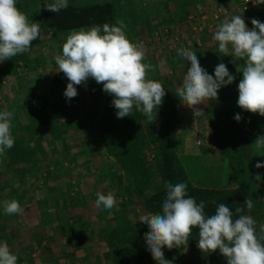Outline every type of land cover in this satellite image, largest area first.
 I'll return each instance as SVG.
<instances>
[{
    "label": "rangeland",
    "instance_id": "374dc122",
    "mask_svg": "<svg viewBox=\"0 0 264 264\" xmlns=\"http://www.w3.org/2000/svg\"><path fill=\"white\" fill-rule=\"evenodd\" d=\"M91 1L69 0L86 4ZM203 1L113 0L114 15L116 21L123 20L127 25L129 39L141 43L146 49L144 62L153 65L156 72L160 69L158 75L163 78L168 77V72H162L170 65L168 58L177 59L173 64L186 72L191 65L178 53L177 58L164 54L150 36L151 25L163 20L176 22L209 0ZM51 2L16 0V6L28 14L30 21L39 24L41 21L33 14ZM79 28L52 34L49 27H40V35L32 42L29 51L20 54L21 57L17 55V69H10V61L15 57L0 62V74L4 78L0 85V111L14 112L11 131L22 137L31 152L29 160L24 158L17 162L15 158L12 161L6 158L9 162L3 169L0 162V217L3 216L0 222L5 225L0 227V241H7L10 250L18 257L17 264H115V258L120 264H151L156 260L144 238L149 229L138 219L148 213L141 209V196L164 183L160 177L157 150L149 137L147 144L137 151V156H133V162H122L106 150L100 141L98 122L104 113V98L108 93L100 90L103 85L94 79L88 78L86 83L74 85L77 88L74 98L65 97L68 80L63 72L57 71L54 57L62 53V44L70 31ZM190 50L195 51L201 67L205 66L208 74L214 75L218 59H222L235 76L231 84L222 86L227 94L222 92L221 99L218 94V109L211 104V110L206 111L207 123L204 121L202 126L199 123L201 116L191 117L186 120L188 125L181 127L183 137L194 138L195 144L201 143L200 137L207 131L211 137L217 136L218 145L220 139L232 149L227 153L217 152L218 163L228 162L224 168L198 175L196 180V174H191L193 178L190 180L198 182L203 179L200 181H208L216 184L211 186L220 188L236 187L240 184L234 185L237 177L249 181L248 198L253 200L254 206L246 215L257 221L259 232V226L264 224V149L257 150L254 141L264 136V116L243 110L236 103L238 83L242 79V72L238 70L242 69L244 61L223 54L220 58L214 52L206 53L207 57L203 58V48ZM152 72L149 70L148 77ZM181 74L174 76L173 81L178 80L179 84L171 90L182 85L184 72ZM159 82L163 86L166 84ZM165 90L169 92L168 88ZM230 102L233 103L231 110ZM217 114L222 115L220 121H229L232 125L217 123ZM236 114H240V121L234 119ZM160 120L156 113L152 124L155 130L160 126ZM173 123L168 132L178 146L177 131L174 132L177 128H173ZM197 139L200 141L196 142ZM257 163L261 167H256ZM109 191L115 194L116 206L111 211L96 208V193L107 194ZM38 194H44V198L38 199ZM13 198L23 208V213L17 214L18 218L20 215L19 222L13 220L16 214L4 212L5 201ZM24 218L35 226L31 233L27 232L28 241L19 230V223ZM139 229H142L141 234L133 239L131 234ZM197 241L187 244L186 250L184 247L162 248L164 258L172 264H227L219 250L203 253ZM130 246L134 247L138 257H120Z\"/></svg>",
    "mask_w": 264,
    "mask_h": 264
},
{
    "label": "clouds",
    "instance_id": "9594fccd",
    "mask_svg": "<svg viewBox=\"0 0 264 264\" xmlns=\"http://www.w3.org/2000/svg\"><path fill=\"white\" fill-rule=\"evenodd\" d=\"M254 6L264 0H252ZM44 9L54 13L69 7V0H52ZM249 29L242 15L225 17L218 24L213 40L218 52L232 55L244 61L242 79L238 83L237 105L248 112L264 116V23L251 19ZM40 35L38 23L29 20L28 14L18 9L16 0H0V62L29 51L32 42ZM178 55L190 65L185 72L182 85L176 89V96L182 104L192 108L194 117L202 116L203 110L196 106L209 100H216L218 90L231 84L235 76L221 62L215 66L214 75L201 67L195 51L180 48ZM146 49L141 43L132 42L127 36V25L117 19L115 24H93L87 28L71 30L62 44V53L55 55L57 71L63 72L68 83L64 90L67 99L77 95L74 85L86 83L88 78L103 85V91L113 96L117 118L131 116L133 107L141 112L148 123L154 121L156 110L165 95V87L157 80L148 78L153 65L145 63ZM226 78V79H225ZM13 111H0V157L14 147L11 121ZM234 119L240 121V114ZM257 150L264 149V136L254 141ZM256 167H261L260 163ZM107 183V182H106ZM165 199L161 212L145 213L139 221L147 224L144 234L148 250L158 264H172L164 258L162 248L184 247L186 250L192 229L198 228L197 246L203 253L216 250L226 258L227 264H264V224L259 226L250 215L242 214L244 209L235 208L238 218L225 203L215 207V214H206V202H197L188 194L184 182L166 183ZM95 207L111 211L116 206L115 194L97 192ZM43 199L44 194H38ZM211 203H215L212 201ZM250 212L253 200L244 202ZM4 212L8 215L22 214L20 202L13 198L5 201ZM18 257L10 250L7 241L0 242V264H17Z\"/></svg>",
    "mask_w": 264,
    "mask_h": 264
},
{
    "label": "trees",
    "instance_id": "16d2710c",
    "mask_svg": "<svg viewBox=\"0 0 264 264\" xmlns=\"http://www.w3.org/2000/svg\"><path fill=\"white\" fill-rule=\"evenodd\" d=\"M33 16L35 19L41 21V23H39L40 27H49L52 34H57L58 31H63L69 28L91 26L93 24L103 25L104 23H116L113 0H93L87 4L69 2V7L58 13L47 11L42 7V9L33 14ZM183 17L184 16L180 17L176 21L181 20ZM170 22L171 21L168 20L157 21L155 26L153 24V26L151 25V28L159 27ZM180 48L181 47H175L174 50L178 53L177 50ZM18 56L21 57L20 54ZM18 56H15V58L10 61L11 71H13L16 66V59ZM219 62H223L222 59H218V63ZM204 67L205 66H203V68ZM165 71L167 72V69L164 68L162 72ZM158 74H160V69L157 72L153 71L150 73L148 78L157 81H164V83H166L164 87L169 90V92L165 90L162 103L156 110V113L161 117L158 129L155 130L152 127L153 122L148 123L147 118L141 112L137 111L135 106L133 107L131 116L117 118V110L113 106V96L111 94H107L104 98V113L98 122L101 143L106 150H110V152L117 156V159L122 162H133V156H137V151L141 150L143 146L147 144V137H149L150 142L154 144V149L157 150L160 177L164 183L153 189L151 192L147 194L144 193L141 196V209L148 213L161 212L166 193L164 185L166 183L175 184L178 182H184L188 185L189 195L195 196L197 202L200 200L206 202V214H215V207L219 203H225L229 206L230 210L234 212L233 219L238 218V215L235 214L236 207L243 208L244 212L242 214L246 215L248 209L246 208V205H244V202L248 198L249 193V185L246 182L240 183L232 188H220L195 185L188 178L186 171L183 169L175 154V142H173L168 132V127L171 126V123L175 118L174 105L180 101L176 96V89H171L175 87V84H179V82L177 79V81H173L174 76L169 73L167 75L168 77L164 76L163 78ZM102 89L103 87L100 88V90ZM18 129L21 131L20 128ZM11 132L12 135L14 134L13 137L15 138V144L14 147L6 151L4 157H0V162L3 164L2 169L5 167V164H8V162L12 161L14 158V160L19 162L24 158L29 160L28 156L31 155V152H29L30 149L23 143L21 139L22 137L19 134L16 135L15 131ZM6 158L9 161L6 162ZM31 163H33V160ZM8 170H11L10 167H8ZM21 182H24V179H21ZM212 201H215V203H211ZM1 225L3 226L4 224L0 222V227ZM198 231V228L192 229V235L189 237L188 244L194 243L199 238ZM141 232L142 229H139L137 233L131 234L133 239L139 236ZM133 248V246H130V248L121 254L120 257L134 255L137 258L138 254ZM114 261L115 264H120L118 259L115 258ZM151 264H158V261H154Z\"/></svg>",
    "mask_w": 264,
    "mask_h": 264
},
{
    "label": "crops",
    "instance_id": "0c3cea01",
    "mask_svg": "<svg viewBox=\"0 0 264 264\" xmlns=\"http://www.w3.org/2000/svg\"><path fill=\"white\" fill-rule=\"evenodd\" d=\"M203 2H207V1L204 0ZM237 2H238V0H234V1L233 0H209L206 4L204 3L203 5L196 7V11L203 9L204 11L207 12V11L211 10L213 4L225 3V4L229 5V12L226 15L222 16L217 23H213L212 27L204 29L200 33L198 44H192V45H187V46H180V45L174 46L173 45L174 47L171 46V48H167L166 45H164V43L157 42L151 36V34H152L151 32H150V36H151V38H153V41H155L159 45L160 49H163L162 52L164 54L169 53L170 56L173 55L174 58H177L175 56H178L176 54L177 52L174 50L175 47L176 48L177 47H181V48H189L190 47L193 49L194 48H203V50H204L203 58L207 57L206 53H208V52H214V54L217 53V57L221 58L222 54L218 52V44H217V42H215L213 40V35H214V32L216 30L217 25L222 23V21L225 19V17L230 18L231 16H234V15H242V18L245 20V23L249 29H251L253 27L251 24V19H253V18L258 19L260 22L264 23V4L254 8L253 10H251V11L247 12L245 15H243V14H240L239 12L234 11V9H233L234 5ZM198 4H201V1H198ZM228 56H231L230 59H233V57H234L232 55H228ZM234 58H236V57H234ZM176 60L175 59L173 60V58L167 59V61L170 62L169 63L170 65H168V67H167V72L169 74H171L172 76H178V75L182 76L181 73L184 72V74H185L186 69H182L180 66L174 65L173 62H175ZM223 89L224 88L221 87L218 90V94H219L220 99H221L220 94L222 92L227 94V91H225V90L223 91ZM217 100H218V97L216 100H211V101L209 100V101H206V103H201V104L196 106L197 108L202 109L203 113H204L200 117L201 122H199L202 126H203L204 121H205V123H207V121L205 120V114H206V111L211 110L210 109V107L212 108L211 104L214 105V109L216 108L215 110L218 109L219 104L216 103ZM229 106H230L229 108L231 110V107L233 108V103L230 102ZM174 111H175V118H174L175 120H173V122H174L173 128H177V130H175L174 132L176 133V131H177V142H178V146L174 145V148H175L174 150H175V154L178 157L183 169L186 171L187 175L189 176L188 178L189 179H190V177L193 178L194 174H196L194 177L195 178L194 180H196L198 175H206L211 171L214 172L219 167L224 168L227 161L223 160V161H220L218 163L219 157H218L217 152L218 151H221V152L225 151V153H227L228 149L231 151L232 149L229 148V145L225 144L220 139H218V142L220 144V145H218L217 140H216L217 136L211 137L210 134L207 133V131L205 133H203L204 135H202V137H200V139H201L200 144H195L194 138L192 140L190 138L185 139L183 137V134H182L183 130L181 131V129H182L181 127L188 125V124H186V120L191 118V117H194L193 110H192V108H189L188 106L179 102V103L174 105ZM215 113H216V111H215ZM217 116H218V118L216 119L217 123L232 125V123L229 121H225V120L220 121V118H222V115L220 116L217 114ZM179 125H181V126L179 127ZM212 138H215V140L213 141ZM228 168H230L229 164H228ZM230 170H231V168H230ZM225 171L228 174H230L229 170L226 169ZM191 174H193V176ZM198 180H199V177H198ZM200 180H203V179H200ZM200 180L198 182H194V181H191V182L195 185L207 186V187H214L211 185H216V184H211L208 181L206 182V181H200ZM235 181L236 182L234 185H237L238 183L247 182L246 179H244V178L239 179L238 177L235 178ZM248 182H247V184H248ZM57 194H59V193H57ZM25 211L27 212L28 210L25 209ZM13 220L19 222L20 215L18 218V215L16 214V216L14 217ZM34 227L35 226L33 225L31 220H29L28 218H26V219L24 218L23 222L19 223L20 234H22L23 237L26 236L27 241H28L29 238H28L27 232L31 233L33 231ZM19 239H20V237H19Z\"/></svg>",
    "mask_w": 264,
    "mask_h": 264
},
{
    "label": "built area",
    "instance_id": "2783aa9c",
    "mask_svg": "<svg viewBox=\"0 0 264 264\" xmlns=\"http://www.w3.org/2000/svg\"><path fill=\"white\" fill-rule=\"evenodd\" d=\"M258 6H254L252 0H238L233 9L245 15ZM228 12L229 5L225 3L213 4L211 10L207 12L203 9L188 11L179 21L153 27L151 31L152 37L164 43L167 48H171L173 45L187 46L198 44L200 33L204 29L212 27L213 23H217L219 19ZM17 67L16 65L15 68L17 69ZM3 82V75L0 74V85H2ZM196 142H199V140L197 139Z\"/></svg>",
    "mask_w": 264,
    "mask_h": 264
}]
</instances>
